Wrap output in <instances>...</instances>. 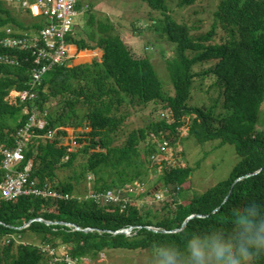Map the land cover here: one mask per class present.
<instances>
[{
  "label": "trees",
  "instance_id": "16d2710c",
  "mask_svg": "<svg viewBox=\"0 0 264 264\" xmlns=\"http://www.w3.org/2000/svg\"><path fill=\"white\" fill-rule=\"evenodd\" d=\"M195 1L181 0V5ZM141 2L149 9V22L144 25L140 19L133 31L139 35L144 31L151 33L152 37L143 36L145 48L154 47L153 41H158L165 46L164 52L171 54L166 69L172 92L164 90L149 53L138 49L134 56L131 49L135 47L125 44L111 19L91 9L82 10L83 2L78 0L76 9L86 19L67 37L71 53L99 48L101 59L83 67L71 65V58L66 65L56 66L43 76L36 88V102L42 111H48V123L44 129L36 130L40 136L33 137L19 168L30 160V179L41 184L50 182L60 192L82 195L89 190L87 183L92 177L93 190L146 183L153 163L151 156L160 153L159 141L163 137L169 146L183 137L198 143L217 140L232 144L238 161L225 179L189 199L166 202L157 210L142 209L136 204L120 209L115 204L77 198L53 201L34 195L2 201V241L12 236L24 243L22 237L32 232L42 243L65 244L71 255L93 258L110 249H151L158 241L179 244L191 231L226 224L233 211L249 201L264 204V128H256L264 101V0H220L215 14L222 27L236 29V36L210 45L203 41L210 40L213 30L204 39L193 38L189 26L174 17L167 0ZM12 11L0 0V40L14 34L8 33L7 28L26 31L43 25V19L27 16L32 20L27 22ZM0 56H12L18 62L10 65L0 61V144L13 147L15 132L26 117L22 105L10 104L7 95L12 89L29 88L33 58L29 50L1 43ZM208 79L209 87L218 91L220 112L215 110L216 105L190 103L194 82ZM55 99L63 102L61 110L51 108ZM136 108H149V115L168 110L170 121L152 117L144 126L128 129V110ZM62 126L88 131L76 132L77 136L64 143L67 131ZM49 130L54 133L47 138ZM167 160L161 158L157 162L164 167L159 179L164 187L174 190L177 198L187 186L191 169L171 166ZM157 163L152 165L158 167ZM63 169H71V175L59 180L58 172ZM109 169L113 173L108 181L104 172L109 173ZM240 176L243 177L235 181ZM81 181L84 192L75 187ZM191 215L194 216L182 227ZM35 218L72 223L79 229L36 220L24 226ZM85 228L92 230L83 231ZM129 228V235L113 233ZM174 229L179 230L171 231ZM38 245L32 240L25 244L13 239L8 244L4 242L0 246V264H42L43 253Z\"/></svg>",
  "mask_w": 264,
  "mask_h": 264
},
{
  "label": "rangeland",
  "instance_id": "374dc122",
  "mask_svg": "<svg viewBox=\"0 0 264 264\" xmlns=\"http://www.w3.org/2000/svg\"><path fill=\"white\" fill-rule=\"evenodd\" d=\"M83 2L82 10L91 9L98 15H104L111 19L112 23L116 26L117 31L121 34V37L125 44L129 47L131 44L135 47L131 49L132 54L137 55V50H143L149 53L148 56L152 60L153 65L161 79L164 90L172 92V83L166 69V62L170 59L169 52L165 51V46L158 41H153V46L146 47L143 36H151V33L144 31L143 34L139 35L133 31V25L138 26L140 19L146 20V25L149 20V9L145 3L141 0H81ZM167 5L171 7L172 14L180 22L189 26L190 35L195 39H204L210 30H213V36L209 41H203L204 44H218L222 41L228 40L230 37L236 36V29L234 27L224 28L219 22V18L215 12L218 10V4L220 0H196L191 5H181V0H167ZM5 7L13 10V14L19 19L30 22L32 21L27 15L19 13L21 10L16 5H8V0H4ZM82 12V11H81ZM155 14V13H154ZM78 15L75 17L76 27L80 23H83L82 19ZM25 18V19H24ZM142 23V21H141ZM144 27V26H143ZM75 30V29H74ZM155 32V31H153ZM158 34V32H155ZM156 37V35H155ZM131 47V46H130ZM101 54L100 49L94 50H79L71 60V65L75 63H81L85 60L88 61L90 58L97 59ZM145 55V54H144ZM83 67L91 65L90 63L81 64ZM197 69H201L199 66ZM211 80L196 81L192 87V98L191 104L196 106L200 105H216L215 110L220 112L221 101L218 98V91L214 87L210 86ZM64 104L59 99L53 100L51 108L53 110H61ZM129 115L126 119L128 123V129L137 128L144 126L148 123L149 118L159 119L158 113L149 115V108L147 109H129ZM83 113L80 111V114ZM166 119V118H165ZM67 131V135L64 137V143H67L73 136H77L82 131H88V128H76L71 126H62ZM257 129L264 128V101L261 105L258 113ZM53 131V130H52ZM78 132V133H76ZM182 136H185V129H181ZM183 137L182 140H177L169 146L168 156L164 154L165 158H168L167 164L178 167H190V176L186 187H183L182 196H177L171 187H164L160 181V174L164 167H160L162 157L153 160L152 164L157 163V166L151 164L150 174L146 181V191L141 195H134L130 204H136L137 207L146 209L153 207L152 209H160L166 202L172 203L173 200L177 199L180 202L183 199H189L194 196L195 193H201L205 189L213 186L219 181L225 179L234 164L238 161L239 156L236 152L235 146L232 144H220L217 140L207 141L205 143H198L193 139ZM170 165H168L170 167ZM71 169H63L58 172L59 180H65V177L71 175ZM113 171L110 174L105 170L104 176L111 179ZM92 175V174H90ZM93 179V177H92ZM91 183L88 184L87 190L91 189ZM102 182V179L100 178ZM56 184L57 179L54 181ZM76 189L80 192H84L83 182L75 183ZM166 189L163 200L155 201L153 199V192L156 190L163 191ZM86 191V190H85ZM72 224V223H70ZM73 225V224H72ZM72 229H76L75 226H71ZM132 228V227H131ZM154 229V228H152ZM127 230V229H122ZM28 237V238H27ZM22 242L35 241L38 244L42 243L41 239L33 234L32 232H26V235L22 237ZM5 242V239H0V246ZM47 243V242H44ZM50 244V243H47ZM52 245V244H51ZM54 246V245H53ZM151 249H110L99 253L96 257H89L92 259V264H151ZM103 254V255H102ZM85 256V255H84Z\"/></svg>",
  "mask_w": 264,
  "mask_h": 264
},
{
  "label": "built area",
  "instance_id": "2783aa9c",
  "mask_svg": "<svg viewBox=\"0 0 264 264\" xmlns=\"http://www.w3.org/2000/svg\"><path fill=\"white\" fill-rule=\"evenodd\" d=\"M4 1V0H3ZM78 0H8V5H16L25 12L24 15L33 19H43V25L39 28L19 31L17 28H7L8 33H14L0 40L3 46L19 50H29L33 58V66L30 70L28 87L22 90L12 89L8 95V102L13 105H22V114L26 121L19 127L14 136L13 147L0 144V203L13 200L21 195H34L43 199L53 201H68L73 198L89 200L97 204H115L124 209L131 203L134 195H141L146 191L144 183L138 185H126L124 188H108L102 190L90 189L82 195L60 192L52 187L50 182L39 183L37 179H30L31 161L19 168L24 161V152L32 142L34 136H40L36 130H42L48 123L46 118L48 111H42L37 101L36 88L41 84L43 76L56 66H63L74 56L71 53L67 41L69 35L74 34L76 20L80 13L76 9ZM14 28V29H13ZM0 61L10 65L18 64L12 56H0ZM160 118L170 121V112L161 111ZM54 130H49L45 137L50 138ZM160 153L152 155L151 159L165 158L169 145L163 137L159 141ZM70 150V149H69ZM68 159V155L64 157ZM90 176L87 177L90 180ZM166 189L156 190L152 194L155 201H162ZM43 221L35 218L25 223L27 226L31 221ZM73 226L67 222H55ZM54 223V224H55ZM77 228V227H75ZM17 244L19 238L8 236L5 243L11 240ZM38 247L43 253L42 264H92V259L87 256H73L65 244L53 246L42 243ZM104 253V252H103ZM103 255V254H102Z\"/></svg>",
  "mask_w": 264,
  "mask_h": 264
},
{
  "label": "clouds",
  "instance_id": "9594fccd",
  "mask_svg": "<svg viewBox=\"0 0 264 264\" xmlns=\"http://www.w3.org/2000/svg\"><path fill=\"white\" fill-rule=\"evenodd\" d=\"M151 264H264V204L234 210L226 224L191 231L182 243L156 242Z\"/></svg>",
  "mask_w": 264,
  "mask_h": 264
},
{
  "label": "water",
  "instance_id": "95a60500",
  "mask_svg": "<svg viewBox=\"0 0 264 264\" xmlns=\"http://www.w3.org/2000/svg\"><path fill=\"white\" fill-rule=\"evenodd\" d=\"M145 19L142 21V23L143 24H145ZM77 65V64H76ZM248 175V174H247ZM243 176H240V177H238V178H236L235 179V181H237V180H239V179H241ZM192 216H190V217H188V218H186V220L183 222V224H182V226H184L185 224H186V222L188 221V219L189 218H191ZM43 222L44 223H46V224H54L55 222H53V221H47V220H43ZM91 229L90 228H85V229H83V231H90ZM128 230H130V228L129 229H127V230H119V231H115V232H113L114 234H116V233H123V234H128ZM175 231H177V229L175 230Z\"/></svg>",
  "mask_w": 264,
  "mask_h": 264
},
{
  "label": "crops",
  "instance_id": "0c3cea01",
  "mask_svg": "<svg viewBox=\"0 0 264 264\" xmlns=\"http://www.w3.org/2000/svg\"><path fill=\"white\" fill-rule=\"evenodd\" d=\"M99 49V48H98ZM100 51H101V54L99 55V57L97 58V60L98 61H100V59H101V55H102V50L100 49ZM93 60H95V59H93V58H90L88 61H84V62H81V63H75L74 65H81V64H84V63H91Z\"/></svg>",
  "mask_w": 264,
  "mask_h": 264
},
{
  "label": "bare ground",
  "instance_id": "6f19581e",
  "mask_svg": "<svg viewBox=\"0 0 264 264\" xmlns=\"http://www.w3.org/2000/svg\"><path fill=\"white\" fill-rule=\"evenodd\" d=\"M43 22H44V21H43ZM9 92H10V91H9ZM8 95H9V94H8ZM8 95H7V97H8ZM45 111H46V110H45ZM28 146H29V145H28ZM191 216L193 217L194 215H191ZM189 217H190V216H189ZM187 218H188V217H187ZM189 219H190V218H189ZM189 219H188V220H189ZM185 220H186V219H185ZM186 223H187V222H186ZM61 225H62V224H61ZM73 225H74V224H73ZM185 225H186V224H185ZM185 225H184V226H185ZM74 226L77 227L76 229H79L78 226H76V225H74ZM184 226H182V227H184ZM148 228L151 229V228H153V227L149 226ZM90 229H91V228H90ZM91 230H92V229H91ZM91 230H90V231H91ZM175 230H176V229L171 230V231H174V232H175ZM178 230H179V229H177V231H178ZM163 231L166 232V230H163ZM129 234H130V233H129V231H128V234H127V235H129Z\"/></svg>",
  "mask_w": 264,
  "mask_h": 264
}]
</instances>
